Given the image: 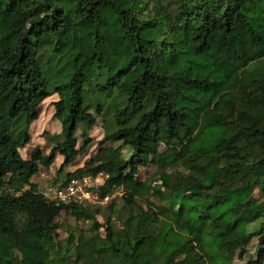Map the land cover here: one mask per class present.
Returning <instances> with one entry per match:
<instances>
[{
    "label": "trees",
    "instance_id": "1",
    "mask_svg": "<svg viewBox=\"0 0 264 264\" xmlns=\"http://www.w3.org/2000/svg\"><path fill=\"white\" fill-rule=\"evenodd\" d=\"M97 125L119 146L62 184L103 173L121 204H58L33 178ZM62 212L87 228L60 239ZM253 239L264 264V0H0V264H232Z\"/></svg>",
    "mask_w": 264,
    "mask_h": 264
},
{
    "label": "rangeland",
    "instance_id": "2",
    "mask_svg": "<svg viewBox=\"0 0 264 264\" xmlns=\"http://www.w3.org/2000/svg\"><path fill=\"white\" fill-rule=\"evenodd\" d=\"M57 95H52L49 98L45 99L43 103L39 107V116L38 119L35 120L30 126V143L25 146L23 149H20L19 152L21 156L26 159L31 154V152L39 147L41 151L47 155L49 153L50 148L44 146L45 144V136L47 134H58L61 132V124L57 119L54 118V108L53 103L57 101ZM77 138V146L76 149L82 152L75 158V160L67 166H63V158L59 154H56V158L49 167V169H41L44 177L35 176L33 178L34 182L37 183L39 188L42 189L45 185L49 184H59L65 180V174L72 173L77 169L82 168L89 160H91L97 153V151L101 147H117L119 143H105L100 145V142L103 139V130L97 125L91 128L88 134L87 142L83 143L81 138V130L79 129L76 134ZM84 150V151H83ZM124 155H127L126 148L122 149ZM138 181H149L152 183H160L162 177L160 176V171L158 170L154 158H151L149 164L145 168H140L138 175ZM54 182V183H53ZM125 192V185L116 189L114 192V198L112 201H116V205H120V199L117 197H122ZM117 207V206H116ZM103 211V209H101ZM102 212L99 215H96V219L98 222L103 223ZM108 214V213H107ZM115 215V214H114ZM57 223L59 224V236L60 239H63L66 236V231L69 227H76L78 229H86L88 223L83 221H75L74 217L70 216L66 212H62L57 219ZM100 235L104 236L103 229L99 230ZM257 241L252 240L251 243L247 247L248 256L245 259L241 260L235 257L233 259L232 264H246L248 257H253L256 253Z\"/></svg>",
    "mask_w": 264,
    "mask_h": 264
},
{
    "label": "built area",
    "instance_id": "3",
    "mask_svg": "<svg viewBox=\"0 0 264 264\" xmlns=\"http://www.w3.org/2000/svg\"><path fill=\"white\" fill-rule=\"evenodd\" d=\"M105 175L98 173L95 177L83 176L74 178L62 188L48 189V194L59 204H78L88 207H102L111 196L99 197V189L103 185Z\"/></svg>",
    "mask_w": 264,
    "mask_h": 264
},
{
    "label": "clouds",
    "instance_id": "4",
    "mask_svg": "<svg viewBox=\"0 0 264 264\" xmlns=\"http://www.w3.org/2000/svg\"><path fill=\"white\" fill-rule=\"evenodd\" d=\"M105 175V174H104ZM44 177V175L43 174H41V178H43ZM93 177H95V176H93ZM106 178H107V175H105V179H104V181H103V185L100 187V188H102L103 186H104V184H105V180H106ZM70 181V180H69ZM69 181H67V183H69ZM63 183V181L61 182V183H59V184H47V185H45L43 188L45 189V191L47 192V193H49L48 192V189H55V188H62V187H64L67 183H65V184H62ZM108 196H111V198H113L114 197V193L113 194H108ZM74 205H76V204H74ZM78 205V204H77ZM78 206H81V205H78ZM83 207H88V206H83ZM103 207V206H102ZM102 207H100V208H102ZM90 208H94V207H90Z\"/></svg>",
    "mask_w": 264,
    "mask_h": 264
}]
</instances>
